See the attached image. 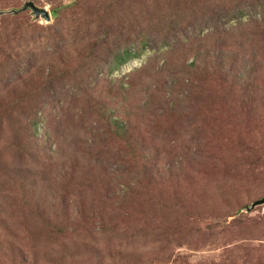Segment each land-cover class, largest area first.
<instances>
[{
  "label": "rangeland",
  "instance_id": "374dc122",
  "mask_svg": "<svg viewBox=\"0 0 264 264\" xmlns=\"http://www.w3.org/2000/svg\"><path fill=\"white\" fill-rule=\"evenodd\" d=\"M262 199L264 0H0V264H264Z\"/></svg>",
  "mask_w": 264,
  "mask_h": 264
},
{
  "label": "trees",
  "instance_id": "16d2710c",
  "mask_svg": "<svg viewBox=\"0 0 264 264\" xmlns=\"http://www.w3.org/2000/svg\"><path fill=\"white\" fill-rule=\"evenodd\" d=\"M132 57V52H123L122 53V59L119 60V62L116 64L117 66L123 64L128 59ZM111 116V115H110ZM128 122L129 120L132 121V118L126 117ZM125 118H120L119 116L117 118L112 119L109 117V121L106 123L110 126V131H112V134L117 137V139H122V141L126 140L127 133L129 132L130 126ZM136 150V149H135ZM137 151V150H136Z\"/></svg>",
  "mask_w": 264,
  "mask_h": 264
},
{
  "label": "water",
  "instance_id": "95a60500",
  "mask_svg": "<svg viewBox=\"0 0 264 264\" xmlns=\"http://www.w3.org/2000/svg\"><path fill=\"white\" fill-rule=\"evenodd\" d=\"M25 7H31L33 9V12L36 15L42 16L45 19L49 20V12H48L47 8L39 7L33 1H27L26 4H25ZM263 201H264V199L258 200V201H256V204L260 203V202H263Z\"/></svg>",
  "mask_w": 264,
  "mask_h": 264
}]
</instances>
